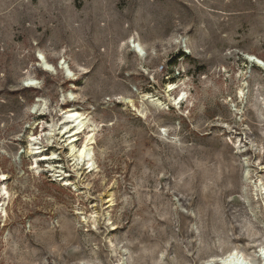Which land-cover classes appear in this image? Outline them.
Segmentation results:
<instances>
[{
  "label": "rangeland",
  "instance_id": "374dc122",
  "mask_svg": "<svg viewBox=\"0 0 264 264\" xmlns=\"http://www.w3.org/2000/svg\"><path fill=\"white\" fill-rule=\"evenodd\" d=\"M247 55L264 64V0H0V264H264V67ZM71 109L90 171L59 134Z\"/></svg>",
  "mask_w": 264,
  "mask_h": 264
},
{
  "label": "bare ground",
  "instance_id": "6f19581e",
  "mask_svg": "<svg viewBox=\"0 0 264 264\" xmlns=\"http://www.w3.org/2000/svg\"><path fill=\"white\" fill-rule=\"evenodd\" d=\"M131 47L133 48L135 53H137L140 56L143 55V49L140 47V45H138V44L134 45V42H132ZM38 58L40 61V66L45 71L55 73V69H53V67L46 62V60L44 59V57L42 55H39ZM246 60L255 63V65L258 66V68L264 67V65L263 66L260 65V63H259L260 60L255 58L252 55H247ZM59 67H60V69L65 70V73L67 74L68 77H73V75H71V73L68 71V68L64 65V62H60ZM34 83L35 82L33 80L27 81V84L29 86L33 85ZM176 88H177L176 85H174L173 83L168 84L165 88L166 94L173 92ZM185 98H186V94L184 92H182L181 94L178 95V98L172 99V101L175 104H179ZM141 99L146 100L150 104L155 105L157 107H163L165 105L157 97L150 95V94L142 95ZM63 119H64L65 123L63 122L64 124L60 128L59 134H64V135L67 134L66 140L68 143L69 152H70L71 156L76 161H79V160L81 162L83 161L85 163L84 165L87 167V169L89 171L94 169L93 163H92L93 161L91 158V154H92L91 145L94 143V134L88 135L86 137V139L84 140L82 146L79 149H76L74 147V142L77 140L78 135L83 133L86 126L88 125L86 118L83 116V114H81L77 110L71 109V110H68L67 112H65ZM89 133H91V132H89ZM35 140L36 139L33 138L30 141L32 142ZM34 147H36V146H34ZM37 150H38L37 147L32 149L31 154L33 153L34 157L35 156H39V157L45 156L42 153L39 154V152H37ZM44 160H47V159H44ZM54 175H56V174H54ZM4 180H5V177H4V175H2V177H0V181H4ZM0 192H1L0 195H2L4 197V201H3L2 205L0 206V214L4 215V217H5L6 212L4 210V206L6 204L5 201L8 199L9 196H8V193L6 192L5 188H2L0 190ZM106 197L111 198L110 194H108ZM108 203H110V205H111V201H108ZM253 257L256 260H258L259 263L264 262V249L261 248V246H260V248H258V250H256L253 253ZM203 264H253V262L243 253H241L237 250H230V252H227V254H225L221 257H217V258H211V259L205 261Z\"/></svg>",
  "mask_w": 264,
  "mask_h": 264
},
{
  "label": "water",
  "instance_id": "95a60500",
  "mask_svg": "<svg viewBox=\"0 0 264 264\" xmlns=\"http://www.w3.org/2000/svg\"><path fill=\"white\" fill-rule=\"evenodd\" d=\"M259 63H260V65H261V66H263V65H264L262 62H259ZM261 66H260V67H261Z\"/></svg>",
  "mask_w": 264,
  "mask_h": 264
},
{
  "label": "built area",
  "instance_id": "2783aa9c",
  "mask_svg": "<svg viewBox=\"0 0 264 264\" xmlns=\"http://www.w3.org/2000/svg\"><path fill=\"white\" fill-rule=\"evenodd\" d=\"M162 69V68H161Z\"/></svg>",
  "mask_w": 264,
  "mask_h": 264
}]
</instances>
